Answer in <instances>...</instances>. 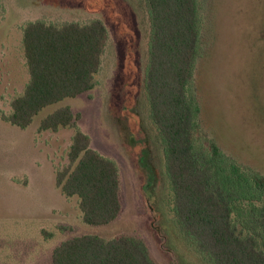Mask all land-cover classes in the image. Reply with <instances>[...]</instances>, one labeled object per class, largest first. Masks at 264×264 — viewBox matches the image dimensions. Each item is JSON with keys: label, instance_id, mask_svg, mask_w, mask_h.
Masks as SVG:
<instances>
[{"label": "rangeland", "instance_id": "rangeland-1", "mask_svg": "<svg viewBox=\"0 0 264 264\" xmlns=\"http://www.w3.org/2000/svg\"><path fill=\"white\" fill-rule=\"evenodd\" d=\"M204 10L203 118L221 142L264 162V0H207ZM93 19L108 30L95 86L46 108L24 129L4 121L28 80L24 25ZM149 25L144 0H0V264H49L56 245L82 234L138 236L156 264H211L174 217L144 90ZM60 105L81 114L77 127L91 147L118 166L122 209L107 224L84 223L77 199L56 185L74 128L40 131L38 125ZM197 143L206 145L207 138Z\"/></svg>", "mask_w": 264, "mask_h": 264}, {"label": "trees", "instance_id": "trees-1", "mask_svg": "<svg viewBox=\"0 0 264 264\" xmlns=\"http://www.w3.org/2000/svg\"><path fill=\"white\" fill-rule=\"evenodd\" d=\"M149 18L144 90L163 148L180 231L211 264H264V162L243 157L203 118L200 104L207 0H144ZM108 30L99 19L80 23L27 22L21 45L28 72L2 119L28 127L43 110L91 90ZM189 88V91H188ZM81 114L60 105L44 114L40 131L72 127L68 163L55 182L75 197L82 221L103 225L122 209L115 161L90 145L77 127ZM207 144H198L201 136ZM49 264H156L143 239L76 235L56 245Z\"/></svg>", "mask_w": 264, "mask_h": 264}]
</instances>
